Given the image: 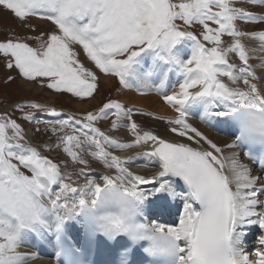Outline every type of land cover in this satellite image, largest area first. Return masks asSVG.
Segmentation results:
<instances>
[{
    "label": "snow or ice",
    "instance_id": "snow-or-ice-1",
    "mask_svg": "<svg viewBox=\"0 0 264 264\" xmlns=\"http://www.w3.org/2000/svg\"><path fill=\"white\" fill-rule=\"evenodd\" d=\"M246 3L0 0L21 25L32 18L50 25L36 33L35 46L29 34L0 40V62L10 72L81 102L95 99L101 77L123 89L135 84L140 95L154 90L175 113L152 117L166 125V136L144 130L134 116L150 114L118 100L79 117L37 103L14 107L16 118L0 113V264L35 259L19 251L27 238L54 241L57 264H84L82 257L100 245L114 257L111 264H136L139 251L147 264H264V90L249 63L256 50L249 45L258 42L264 52V31L257 30L264 17ZM250 3L264 6V0ZM145 55L152 58L147 69ZM171 73L179 81L169 94ZM25 107L44 115L24 114ZM193 113L207 126L233 130L230 155L189 122ZM110 118L111 129H123L131 142L97 126ZM21 119L47 126L56 143L44 150L60 149L63 165L28 144ZM133 148L145 151L126 159L116 154ZM242 156L259 157L258 174ZM140 157L147 159L137 166L151 175L131 170ZM93 161L108 171L94 174ZM69 164L79 167L66 171ZM173 209L176 218L163 219ZM251 228L257 236L249 249Z\"/></svg>",
    "mask_w": 264,
    "mask_h": 264
},
{
    "label": "rangeland",
    "instance_id": "rangeland-1",
    "mask_svg": "<svg viewBox=\"0 0 264 264\" xmlns=\"http://www.w3.org/2000/svg\"><path fill=\"white\" fill-rule=\"evenodd\" d=\"M247 4V3H246ZM50 25L41 21L37 18H32L28 21L27 24L21 25L19 21H17L14 16L8 12L0 8V40H3L6 35H18L23 38L25 34H29L33 37L30 43L35 46V37L36 33H41L44 30L48 29ZM29 28L34 29V32H29ZM193 30V29H189ZM200 31L199 28L194 30V34H198ZM230 38H225V40ZM182 45L191 46L190 42H185ZM210 46V45H206ZM81 59H83V53L81 52ZM187 59V58H185ZM233 63L237 62V58L232 57L231 61ZM250 63V62H249ZM238 64V63H237ZM11 75L15 77L11 82L7 81V77ZM102 78H100L99 82V90L95 95V99L87 100L86 102H81L77 98L71 97L70 95L64 94H55L52 90L47 89L44 86H41L38 83L27 82L18 76L15 70L9 71L5 68L3 62H0V113L8 112L12 114L14 118L20 116V113H13L12 109L17 105H27L32 103H37L43 106V108H55L57 111L62 112L66 115H75L77 117L85 114L88 111H96L98 110L103 103L108 100H117V96L120 91V85L115 81L113 87H106ZM226 79V78H225ZM24 84L32 85L33 90H28ZM95 102V103H94ZM90 103H94L89 109L83 110L79 109L78 105H89ZM34 114L36 116L44 115L43 112L37 111L31 108L25 107L24 114ZM111 119L106 121H101L98 123V127L102 131L107 132L111 135V133L115 130L111 129ZM162 120V119H161ZM22 124L23 128L26 132L27 142L31 147L36 148L38 151H41L42 155H45L53 161H60L63 165V161L67 159L66 157L61 155L60 149H55L51 152L45 151L46 147H54L56 143V136L52 135L50 132H46L44 129L47 127L46 125H34L29 124L24 120H19ZM36 127H40L41 131H35ZM133 152H130L128 155H132ZM129 157V156H128ZM91 159V158H90ZM76 167L74 165L69 164V167L65 169L66 171H72ZM145 171H151L150 168L143 167ZM99 174H103L104 171H95ZM50 259H47L49 261ZM36 261V258L31 260V264Z\"/></svg>",
    "mask_w": 264,
    "mask_h": 264
},
{
    "label": "bare ground",
    "instance_id": "bare-ground-1",
    "mask_svg": "<svg viewBox=\"0 0 264 264\" xmlns=\"http://www.w3.org/2000/svg\"><path fill=\"white\" fill-rule=\"evenodd\" d=\"M243 6L245 8H251L254 15L264 17V6L252 5L250 3V0H249V3L244 4ZM257 30L258 31H264V28H258ZM180 47L182 50V54L184 55V58H188L187 56L190 54L191 46L181 45ZM249 47H250V49H252V48L256 49L255 51H250V55H252V57H253L250 60V64L256 70L257 75L259 77H261L260 80L255 81V82L258 84V87H260L262 90H264V69H261L258 67L259 64L264 62V52L259 51L258 42H256L253 45H249ZM235 61H236V58H235ZM149 62H150V59L148 56H146L142 59V65L145 69L151 67V63H149ZM237 63H238V65L240 64L238 58H237L236 64ZM169 77H171L172 79L170 81L167 80V82L164 86V89L166 92L171 93L177 87L179 78L174 73L169 74ZM102 82L106 87H113V85L115 84V81L113 79H110V78H102ZM159 83L160 82L158 79L155 80L151 84V89L157 88L159 86ZM24 86L28 90L34 89L32 85L24 84ZM117 100L120 103L124 104L126 107L137 110V112H145V113L150 114V116H141V115L134 116V119L142 126V128L144 130L153 131V132H155L161 136L169 135L168 133L165 132L166 125L163 124L161 122V120H156V119H153L152 117H160L163 120V119L171 118V117L175 116V113L167 105L164 104L161 97L159 95H157L154 90H151L150 94L140 95L136 90L135 84L133 85V88H131V89H123L122 87H120V91H119V94L117 96ZM93 104L90 103L89 105H78V108L83 109V110H87ZM189 122L193 126L197 127L200 131H202L205 135H207L214 142H216L220 147H222L224 149L225 155H230L231 151H234V150H230L227 148V144L232 142L230 137L225 136V135H220L217 131H215L214 127H209L206 124H204L203 122H201L199 117L194 116V115L193 116L190 115ZM111 135L120 139L121 142H131V137L123 129L115 130L111 133ZM143 151H145V149H143V148H133L130 150H125L123 152H117L116 154L121 156L122 159H126V158H128V156L129 157L134 156L136 153H142ZM130 152H133V154L128 155ZM146 159L147 158H144V157L138 158L136 163L133 164L131 170L134 172H137L138 174L147 173V174L151 175L152 169H151V171H145V170H143V167L137 166L138 164L146 161ZM242 161H243V163L247 164V162L243 158H242ZM92 165H93L94 174H96V175H101V174H99L98 172H95V171L101 172L103 170L104 171L103 174H105L108 171L106 169H103L102 165H100L99 162L93 161ZM74 166L76 168L79 167L76 165H74ZM73 178L75 179V177H73ZM80 182L83 183V180H81ZM45 243H47L48 246L50 247V252H53V250L51 248L52 242H45ZM39 244H40V242L33 240L31 238H27L24 241L23 246L19 249V251L21 253L32 254L34 257H36V261L33 264H55L56 263L55 260H52V261L43 260L42 261L40 259V257H42L43 255L40 254V252H38ZM250 245H254V243H250ZM33 250L37 251L36 255H34L35 253L33 252ZM29 264H31V262H29Z\"/></svg>",
    "mask_w": 264,
    "mask_h": 264
}]
</instances>
